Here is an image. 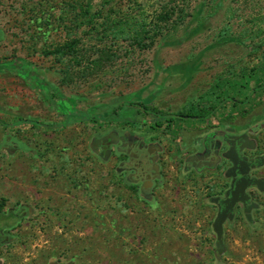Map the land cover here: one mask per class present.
<instances>
[{"label":"rangeland","instance_id":"1","mask_svg":"<svg viewBox=\"0 0 264 264\" xmlns=\"http://www.w3.org/2000/svg\"><path fill=\"white\" fill-rule=\"evenodd\" d=\"M24 1L0 6V141L9 132L41 134L46 156L70 146L75 169L90 170L75 177L70 224L33 227L9 246L7 264L58 255L71 264H264V241L244 240L258 229L230 228L217 248L211 212L195 190L171 183L153 200L129 196L111 178L112 161L103 176L100 157L86 149L105 130L146 127L153 116L135 102L156 108L163 122L168 113L216 106L212 120L224 125L231 101L248 96L250 103L235 106L243 121L244 109L264 101V0H26V17ZM66 43L72 51L51 52ZM170 122L161 139L176 148L192 138L182 129L199 123ZM7 155L0 144V181L8 180ZM9 173L19 179L21 166Z\"/></svg>","mask_w":264,"mask_h":264},{"label":"flooded vegetation","instance_id":"2","mask_svg":"<svg viewBox=\"0 0 264 264\" xmlns=\"http://www.w3.org/2000/svg\"><path fill=\"white\" fill-rule=\"evenodd\" d=\"M2 2L0 0V6ZM41 3L35 4V12L42 23ZM20 6V15L26 17L32 6L29 7L26 0ZM39 29L41 31V26ZM256 100L255 106L247 111L244 109L241 114L243 121H239L236 119L238 110L235 106L250 103V99L248 96L242 101L233 99L229 121L224 125L212 120L216 106H213L214 111L207 116H188L189 114L182 113L176 119L194 118L199 123L189 125V131L182 129L183 133L191 134L192 138L188 144L183 140L179 148L162 143L161 137L164 134L161 135L160 132L163 128L165 131L169 129L170 120L161 122L152 119L144 124L146 127L132 125L128 129L105 130L94 135L86 149L88 154L93 152L96 157H100L103 176L108 173L106 161H112L111 178L118 186L126 189L129 196L148 201L155 199L161 190H169L171 183L179 191H183L182 187H191L202 200L204 208L211 212L208 228L214 231L212 223L219 211L214 199L225 197L234 178L231 170L233 161L224 157V153L229 151V155H233L236 152L239 161L242 159L243 162H240L241 168H248L247 179L253 177L264 181V163L253 168L246 164L255 156H264V101L262 98L259 101V97ZM238 136L241 138H237ZM29 137L31 135L27 132L20 135L9 132L0 141L8 151L4 168L9 175L7 181H0V264H7L11 257L9 246L32 231L33 227L38 231L40 228L46 231L47 227L54 224L57 229H65L70 224L75 208V177L79 175L78 180H84V175L90 170V166L84 169L78 166V170L75 169L67 155L71 150L70 146L54 147L55 154L49 155L52 166L46 165L45 160L49 156H46L47 153L45 155L47 147L43 145V136L36 134L35 140ZM16 163L21 166L22 173L19 179H12L9 171ZM236 177L239 176L236 174ZM245 191L250 197L251 208L249 212H244L242 203L235 204L233 216H227L222 224L223 243L230 228L233 231H239L240 228L244 231L251 227L258 230L261 228L264 220V190L256 185H248ZM215 245L217 247V235ZM52 257L45 264H71L70 260L65 261L60 255Z\"/></svg>","mask_w":264,"mask_h":264},{"label":"water","instance_id":"3","mask_svg":"<svg viewBox=\"0 0 264 264\" xmlns=\"http://www.w3.org/2000/svg\"><path fill=\"white\" fill-rule=\"evenodd\" d=\"M237 138L241 137L238 136ZM237 144L239 145V142H237ZM224 157L233 161L231 170L234 173V178L233 181H231L230 188L226 191L225 197H216L214 199L215 203L219 206V211L212 223L213 230L217 235V248H221L223 235L222 224L227 216H233L235 204L237 202L242 203L244 206V212H249L251 208L250 197L245 191L246 187L248 185H256L260 190H264V181L261 178H246L248 168H241L240 162L243 163L241 161L242 159L239 161L235 151L233 152V155H229V151L225 152ZM261 159L264 160V156H255L254 158L249 159V163L246 164L250 166L249 168L259 167L264 163ZM236 174L239 177H236Z\"/></svg>","mask_w":264,"mask_h":264},{"label":"trees","instance_id":"4","mask_svg":"<svg viewBox=\"0 0 264 264\" xmlns=\"http://www.w3.org/2000/svg\"><path fill=\"white\" fill-rule=\"evenodd\" d=\"M164 16L165 17H164L163 20H169L170 19V16H171V13H169L168 11H166L164 13ZM263 41H264V39H263ZM137 43L139 44V42H137ZM70 51H72V44L66 43L65 45H61L60 47L54 49L51 52H53V53H55V52L56 53H59V55L62 56L64 54H67ZM135 104L138 105L145 114L152 115L154 120L158 119L161 122H163L162 119H161L162 117H161L160 112L156 108H154L153 106L148 105V104H144L142 102H135ZM213 111H214V107L211 106V107H208L206 110L204 109V113H198V114L207 116V115L211 114ZM188 114H189L188 116L191 115L190 113H188ZM174 116L175 117H180V116H182V113H180V112H178V113H168L164 117V120L169 121Z\"/></svg>","mask_w":264,"mask_h":264},{"label":"crops","instance_id":"5","mask_svg":"<svg viewBox=\"0 0 264 264\" xmlns=\"http://www.w3.org/2000/svg\"><path fill=\"white\" fill-rule=\"evenodd\" d=\"M234 234V233H233ZM254 237H258V242L260 241V243H263L261 241H264V220H263V223L261 224V228L257 231V232H253L251 231V236H246L244 238L245 240V243H250ZM234 242L236 243L237 240L235 239ZM264 248V244H263V247ZM260 255H261V262L264 263V251L260 252Z\"/></svg>","mask_w":264,"mask_h":264}]
</instances>
